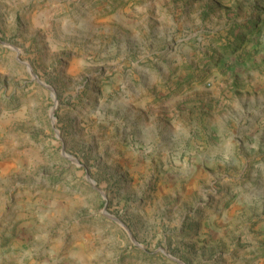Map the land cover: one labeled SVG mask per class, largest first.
<instances>
[{"label": "rangeland", "instance_id": "1", "mask_svg": "<svg viewBox=\"0 0 264 264\" xmlns=\"http://www.w3.org/2000/svg\"><path fill=\"white\" fill-rule=\"evenodd\" d=\"M170 256L264 264V0H0V264Z\"/></svg>", "mask_w": 264, "mask_h": 264}, {"label": "water", "instance_id": "2", "mask_svg": "<svg viewBox=\"0 0 264 264\" xmlns=\"http://www.w3.org/2000/svg\"><path fill=\"white\" fill-rule=\"evenodd\" d=\"M29 67V70H30V72L32 73V75H33V77L37 80L38 78L35 76V74H34V72H33V70L31 69V67L30 66H28ZM47 86V85H46ZM48 88H50L52 91H53V96H54V98H55V100L57 101V97H56V94H55V92H54V90L51 88V87H49V86H47ZM53 118V120L55 121V117L53 116L52 117ZM66 157L67 158H69V159H72V160H76L74 157H72V156H70V155H68V154H66ZM88 180L90 181V183L95 187L96 186V182L94 181V180H92V179H90V177H88ZM103 195H104V197H106V195H105V193H103ZM111 218H113V219H116L115 217H113V216H110ZM117 220V219H116ZM118 222H119V220H117ZM125 229H126V231L130 234V231L128 230V228L126 227V226H124L121 222H119ZM171 257V256H170ZM173 260H175V261H177L178 263H180V264H184L182 261H180L179 259H176V258H174V257H171Z\"/></svg>", "mask_w": 264, "mask_h": 264}]
</instances>
